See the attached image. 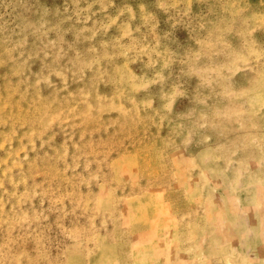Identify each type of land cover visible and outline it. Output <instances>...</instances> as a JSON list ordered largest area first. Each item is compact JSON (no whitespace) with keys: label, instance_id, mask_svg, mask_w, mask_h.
<instances>
[{"label":"rangeland","instance_id":"1","mask_svg":"<svg viewBox=\"0 0 264 264\" xmlns=\"http://www.w3.org/2000/svg\"><path fill=\"white\" fill-rule=\"evenodd\" d=\"M0 264H264V0H0Z\"/></svg>","mask_w":264,"mask_h":264}]
</instances>
